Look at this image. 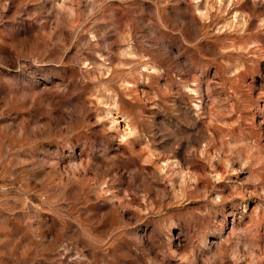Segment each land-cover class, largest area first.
Returning <instances> with one entry per match:
<instances>
[{"label": "rangeland", "instance_id": "1", "mask_svg": "<svg viewBox=\"0 0 264 264\" xmlns=\"http://www.w3.org/2000/svg\"><path fill=\"white\" fill-rule=\"evenodd\" d=\"M0 264H264V0H0Z\"/></svg>", "mask_w": 264, "mask_h": 264}]
</instances>
